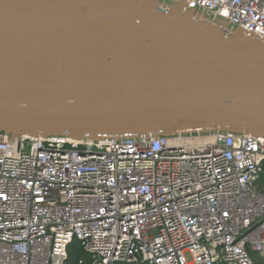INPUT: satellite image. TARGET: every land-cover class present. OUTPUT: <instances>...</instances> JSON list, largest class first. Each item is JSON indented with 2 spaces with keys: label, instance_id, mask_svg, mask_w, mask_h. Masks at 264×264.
<instances>
[{
  "label": "built area",
  "instance_id": "built-area-1",
  "mask_svg": "<svg viewBox=\"0 0 264 264\" xmlns=\"http://www.w3.org/2000/svg\"><path fill=\"white\" fill-rule=\"evenodd\" d=\"M183 3L264 43V0ZM264 137L219 129L72 139L0 131V264H255ZM84 264V259H79Z\"/></svg>",
  "mask_w": 264,
  "mask_h": 264
},
{
  "label": "water",
  "instance_id": "water-1",
  "mask_svg": "<svg viewBox=\"0 0 264 264\" xmlns=\"http://www.w3.org/2000/svg\"><path fill=\"white\" fill-rule=\"evenodd\" d=\"M264 137V43L161 0H0V131Z\"/></svg>",
  "mask_w": 264,
  "mask_h": 264
},
{
  "label": "trees",
  "instance_id": "trees-1",
  "mask_svg": "<svg viewBox=\"0 0 264 264\" xmlns=\"http://www.w3.org/2000/svg\"><path fill=\"white\" fill-rule=\"evenodd\" d=\"M79 255H76V260L73 264H79V259H85V263L84 264H90V259H89V256L88 254L82 249V248H79ZM254 256V259H255V264H264V256H260V255H256V254H253ZM70 260H71V257H69V261L67 264H70Z\"/></svg>",
  "mask_w": 264,
  "mask_h": 264
},
{
  "label": "rangeland",
  "instance_id": "rangeland-1",
  "mask_svg": "<svg viewBox=\"0 0 264 264\" xmlns=\"http://www.w3.org/2000/svg\"><path fill=\"white\" fill-rule=\"evenodd\" d=\"M79 248H81V247L79 246V244H78L77 242H75V243L70 247V249H69V255H70V257H71L70 264H73V263L75 262V260H76V258H75L76 255H79V252H80V251H78Z\"/></svg>",
  "mask_w": 264,
  "mask_h": 264
},
{
  "label": "crops",
  "instance_id": "crops-1",
  "mask_svg": "<svg viewBox=\"0 0 264 264\" xmlns=\"http://www.w3.org/2000/svg\"><path fill=\"white\" fill-rule=\"evenodd\" d=\"M260 185L261 186H264V179H263V181L260 183ZM85 260V259H84Z\"/></svg>",
  "mask_w": 264,
  "mask_h": 264
}]
</instances>
